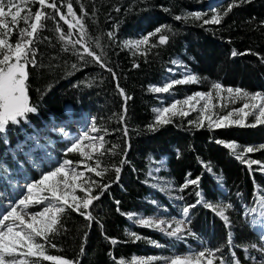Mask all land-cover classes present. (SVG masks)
I'll use <instances>...</instances> for the list:
<instances>
[{
    "label": "trees",
    "instance_id": "obj_1",
    "mask_svg": "<svg viewBox=\"0 0 264 264\" xmlns=\"http://www.w3.org/2000/svg\"><path fill=\"white\" fill-rule=\"evenodd\" d=\"M232 2L57 0L64 14L69 3L78 17L83 15L81 8L87 13L84 16V40L97 55L103 56L117 79H113L112 73L91 57L85 56L82 61L76 51L78 47L73 48L60 39L57 26L68 39L74 40L78 35L68 36V28L59 16L44 22L33 47L36 65L27 66L29 102L37 111L30 113L26 122L9 124L5 131L0 132V164L10 171L14 170L16 163L11 159L13 147L27 135H35L48 127H63L66 123H94L100 130L97 135L104 141L89 164L98 171H107H104L103 177L88 172L85 178L111 183L108 191L90 207L92 221L72 209L65 210L60 218L59 230L51 236V243L56 247L46 245V254L62 256L73 264H120V261L133 264V258L149 256L156 251L150 241L167 244L158 230L135 224V218L156 213V205L152 201L166 206L170 215H178L184 204L194 203L197 199L195 193L202 191L208 202L234 205L226 214L230 217L232 244L241 264H254L251 259H245L243 247H248V254L256 260L261 257L250 247V244L256 243V237L243 217V207L256 205V186H264V178L253 167L250 170L246 164L236 160L230 150L217 144L216 140L234 141L240 147H259L264 144V125L196 128L189 125V118L180 117L157 131L148 130V125L154 122L153 109L157 105L150 88L163 83L173 60L185 62L199 77L205 91L213 82H220L225 87L264 92V59H261L264 57V0L239 3L219 25L201 26L202 21L174 19L188 12L206 13V18H209L213 10L222 14ZM29 6L33 12L39 7L38 4ZM46 11L52 12L51 9ZM23 14L27 15L26 12ZM160 25L171 26V33H162L169 35L170 39L166 44L159 45V37L152 38L150 44L157 46L149 47L147 55L143 54V46L140 50L123 46L125 41L141 39ZM9 27L15 29L10 37L14 45L19 39V30L25 24L21 20L17 27L9 22ZM109 32L115 33L114 39L108 38ZM65 48L68 50L65 51ZM233 49L247 54L232 57ZM134 64L139 66L134 67ZM73 65L77 67L73 68ZM117 83L131 99L125 102ZM125 106V121L121 122L119 116ZM125 127L127 137L124 135ZM38 140L30 141V144ZM26 145L29 146L28 143ZM113 145L117 147L112 149ZM69 157L78 160L75 155ZM247 157L264 161V149ZM122 159L127 161L123 165L120 164ZM201 160L211 164L212 173L206 171ZM160 163L162 168L158 175L167 176L176 189L185 183L189 174L193 179L201 177L198 186L190 185L183 193L178 192V195L184 196V201L175 200L174 205L152 188L150 172ZM115 167L121 168L118 180ZM218 176L223 178L221 189L215 180ZM94 192L98 190L94 188ZM83 195L80 192L79 196ZM116 201L120 202L119 205ZM128 213L136 215L129 219ZM191 215V228L203 241L201 250L223 246V257L231 260L228 230L224 222L203 206L195 208ZM129 233H135L141 239L135 240ZM113 240L116 242L113 243ZM220 256L221 253H217L213 257V264L219 263ZM41 264L52 262L41 261Z\"/></svg>",
    "mask_w": 264,
    "mask_h": 264
},
{
    "label": "snow or ice",
    "instance_id": "obj_2",
    "mask_svg": "<svg viewBox=\"0 0 264 264\" xmlns=\"http://www.w3.org/2000/svg\"><path fill=\"white\" fill-rule=\"evenodd\" d=\"M246 2V0H233L229 3L227 8L223 10L221 14L218 11L213 10V14L210 18H206L207 14L202 12H188L184 15H177L174 17L176 21L184 20L187 22L189 19L193 21H202V25L222 23L225 16H227L234 7L239 6V3ZM21 3L25 6L21 7V4L15 2V0H0V132L6 130L9 124L19 125L21 122H26L30 113L37 111L35 106H32L29 102V96L27 93V80L29 73L27 66L29 64L36 65V57L33 51V47L36 43V38L42 29L44 22L48 19H55L59 16V19L64 21L68 25L69 33L71 30L78 28L80 33V39L72 40L66 38L62 29L57 26V32L61 33L60 39L65 40L66 44L81 45L83 52L76 50L83 61L85 56H89L94 62L99 64L102 68H107L112 73L113 79H117V75L112 71L110 67L105 63L102 55H97L96 52L87 46L84 37L86 35L84 16L87 15L81 8L82 16H77L73 10L71 3L67 5V15L62 13L58 7L57 0H21ZM38 4L39 7L33 12L27 5ZM46 9H51L49 13ZM119 11V9H117ZM26 12L27 15L23 13ZM68 16L72 17L71 22ZM10 17V23L13 26L19 25V21L23 20L25 27L19 30V39L13 45L10 42V37L15 29L9 27L7 18ZM264 23V22H262ZM172 28L170 25H160L153 31L142 36L138 40L125 41L123 46L129 49L140 50L143 46L145 48L144 55H147V49L149 47H156L157 44H150L152 38L158 36V44H166L170 37L167 34L171 33ZM108 38L114 39L115 33H107ZM99 47V44L97 45ZM65 51L68 49L65 48ZM246 52H237L233 49L231 52L232 57L237 55H244ZM261 59H264L262 57ZM172 64L176 66V69L184 68L183 78L173 79L170 82L164 83L162 87L151 86L150 90L154 93H169L171 89L176 85L198 83L199 77L196 74L188 71L187 66L179 60H173ZM134 67L139 65L134 64ZM76 68V65L72 66ZM169 69L168 71H173ZM117 88L120 95L124 97L125 102L131 97L127 95L123 88H120L117 83ZM214 93V95H213ZM226 94V95H225ZM213 99L219 102L220 108L227 107L228 104H234L236 101H245L241 107L233 108L228 111L226 115L217 114L212 110L216 107L212 103ZM203 101L202 108L199 109L200 117L197 121L189 120V125L196 128H202L207 121V127L209 129H225L232 126L237 127H255L257 125H264V92H249L241 87H225L220 82H213L208 92H196L190 96H187L183 101L176 100L168 106L163 108L154 109L156 113L154 122L148 125L149 131H157L159 128L171 124L172 118L176 116L186 117L189 115L190 110H196V106ZM184 105L188 106L189 110H184ZM127 112L126 106L122 109V114L119 116L121 122L125 121V114ZM253 116L255 122L248 123V117ZM100 130L93 125L89 131L81 132L78 138H73L70 141L69 146L65 148V155L69 153H80V156L91 160L92 152L88 151L89 147L95 148L93 141L99 139L101 147H103V137H93L90 133H96ZM67 135V133H65ZM125 137L128 136V130L124 129ZM88 141V144L84 142ZM217 144H222L229 149L234 155L235 159L243 164H246L250 170L252 165H258L259 170L264 172V163L257 160H247L246 155L264 149V144L259 147L247 146L242 151H239V145L236 142H225L222 140H216ZM117 146L113 145L112 149ZM112 149H109L111 151ZM99 151V149H95ZM126 152L127 149L125 148ZM200 160V158H197ZM83 161H78L77 164ZM127 161L122 159L120 164L123 165ZM202 166L207 172L212 173L213 168L211 164H205L200 161ZM73 161L70 159H64L58 162L57 166L52 170L45 171L38 180H33L27 183L26 192L27 195L22 196L19 199L8 198V203L3 207V211H0V264H41V261H49L52 264H73V261L68 260L62 256L48 255L46 254V245L50 244L52 248L56 245L51 243V236L54 235L62 223L61 216L66 209H72L73 211L84 216L86 220L92 221L94 218L90 207L93 206L94 201L99 200L111 187V183H100L95 180H89L85 178L83 171H77L76 167H73ZM97 167H99V161H97ZM88 172H94L95 176L103 177L104 171H98L96 168L87 167ZM115 173L117 180L119 179L121 168L115 167ZM217 183L222 185L223 178L216 177ZM201 181V177L191 178L189 174L185 183L181 185L175 191L183 193L185 189L191 186H198ZM98 192H94V188ZM77 189L84 193L83 196L76 194ZM161 191H172L173 185L168 183ZM261 189H257V193L261 192ZM47 193V195H45ZM2 195V194H0ZM197 199L194 203H186L179 212V218L173 216L171 220L157 219L155 217H143L139 216L136 219V223L140 226L153 228L164 235L174 238L180 241H186L188 237L198 238L197 234L192 230V212L195 208L203 206L206 209L211 210L215 216L219 217L225 225L227 231V243L230 249L231 260H227L222 255L223 246L216 249L205 248L204 251L190 253L187 256L181 257L174 255L172 257H147V258H133V264H152L153 261H163V264H201L205 259L206 254L208 257H216L217 253H221L219 257V264H241L239 258L236 256L234 246L232 244L233 233L231 231L232 224L230 217L226 213L233 209L232 203H212L208 202L202 191L195 193ZM239 195V193L237 194ZM172 199L176 201H184L183 195L173 196ZM256 200V206L245 209V214L250 217L247 222L248 226L258 230L260 233V244L252 243L250 247L258 250L264 255V195L254 196ZM47 202V206L43 207L41 211L31 212L30 207L33 205L42 204ZM119 205V201H116ZM154 205H157L156 201H152ZM158 206V205H157ZM119 211V208H117ZM129 219H133L136 214H126ZM135 240L141 239L135 233H129ZM113 243L116 241L113 240ZM155 246L160 247L157 242L150 241ZM84 251L82 246L81 252ZM245 252V259L253 260L256 264V258L248 254L249 248L243 249ZM30 258H35L32 260ZM120 264H124V261H120ZM206 264H213V259L208 258Z\"/></svg>",
    "mask_w": 264,
    "mask_h": 264
},
{
    "label": "rangeland",
    "instance_id": "obj_3",
    "mask_svg": "<svg viewBox=\"0 0 264 264\" xmlns=\"http://www.w3.org/2000/svg\"><path fill=\"white\" fill-rule=\"evenodd\" d=\"M16 3L21 4V7L24 8L25 6L21 3V0H15ZM5 4H7V0H5ZM28 8H30L29 5H27ZM213 14V12H212ZM211 14V15H212ZM67 15V10H66ZM211 17V16H210ZM209 17V18H210ZM10 17L7 18V21L10 22ZM69 21L73 22L72 17L68 16ZM64 22V21H63ZM65 24V23H64ZM68 28V25L65 24ZM2 31V30H0ZM68 28V32H69ZM78 35L77 38L74 40L80 39V33L78 31V28L71 30V36ZM78 47V50L80 52H83V48L81 45H75ZM180 61V60H179ZM183 62V61H182ZM186 66L188 71L192 73L188 65L183 62ZM171 69H174L173 71H168L167 77L163 80V83L161 85H158V87H162L164 83L170 82L173 79H181L183 78V72L184 68L176 69V66L173 65ZM204 85L200 82L198 83H190V84H182V85H176L174 86L169 93H154L157 105L154 109L157 108H163L165 106L170 105L176 100L183 101L187 96H190L196 92H208L203 89ZM211 86H209V89ZM214 95V93H213ZM226 95V94H225ZM245 101H236L234 104H228L225 108H220L219 102L216 99H213L212 103L216 105V107L212 110L213 112H216L217 114L226 115L228 111H231L233 108L241 107L242 104ZM203 101L199 105L196 106V110H190L189 115L184 118H189L191 121H197L200 117V111L199 109L202 108ZM184 110H189L187 105H184ZM153 109V111H154ZM67 111V109H65ZM156 113L154 112V118ZM181 116H176L174 118H180ZM255 122V119L253 116L248 117V123L252 124ZM92 125L88 122H80V123H66L63 127H48L46 130L42 131L39 130L36 132L35 135H27L23 141H20L16 143V145L13 147L14 153L12 154L11 159H13L16 163V166L14 167V170L10 171L8 168L0 164V211H3L4 205L8 203V198L12 197L13 199H19L24 195H27L26 192V185L29 182H32L33 180H38L40 176L45 171L52 170L55 168L58 164V162H61L64 159H70L73 161V167H76V170L83 171L85 175H87V167H92V164H89V161L91 160L85 159L80 156V153H69L65 155V148L69 146L70 141L73 140V138H78V135L81 132L89 131L90 127ZM205 128L207 127V121H205ZM237 127V126H232ZM67 133V135H65ZM54 134L55 136H52ZM93 137H100L97 135V133H90ZM39 138L38 141H34L30 144V141L36 140ZM26 143L29 144V146L26 145ZM85 144H88V141L84 142ZM93 144L95 148L89 147L88 151L92 152L93 155L97 154L99 151H95V149H101L100 141L99 139L93 141ZM244 147H239V151H242ZM251 154V153H250ZM69 155H75L77 157V161L71 159ZM248 155V154H247ZM246 155V159L251 161L255 159L248 158ZM78 161H83L82 163L77 164ZM259 161V160H257ZM264 163V161H261ZM157 165V164H156ZM255 171L258 172L259 175H261L264 178V172L259 170L258 165H252ZM162 168V164H158L157 166H154L151 169L150 177L151 181L150 184L153 189L160 192L164 197H166V200L173 203L175 205V200L171 197L178 196V191H175V187L173 186L172 191H161L160 189L165 188L168 183H171L169 178L165 175H158L159 171ZM216 183L217 179L215 178ZM172 184V183H171ZM218 184V183H217ZM220 189L222 188L220 184H218ZM259 189L262 191L258 193V195H264V186H259ZM80 190L77 189L76 194L80 195ZM47 195V193H45ZM158 205V206H157ZM155 211L152 216L147 217H155L157 219H168L171 220L173 217L169 214L168 208L164 205L157 204ZM47 206V202H44L42 204L33 205L30 207L29 211L31 212H38L41 211L43 207ZM182 210V208L179 210V212ZM179 212L178 215H174L177 218H179ZM135 218V224L136 223ZM246 219V218H245ZM247 221V219H246ZM139 225V224H138ZM140 226V225H139ZM160 234L166 239L165 243L160 247L155 246L152 243V246L156 248V251L149 255V256H139L135 258H147V257H172L174 255H178L181 257L187 256L190 253L194 252H200L203 251L201 248H198L196 246L195 239L192 237H188L186 241H180L176 240L174 238H170L163 233L159 231ZM255 233V232H254ZM257 235L255 234V237ZM193 244H192V243ZM158 243V242H157ZM159 244V243H158ZM160 245V244H159ZM252 251L259 253L260 252L256 249H252ZM208 258L213 259V257H208L206 254L205 259L201 262V264H206V261ZM263 261H264V255H262ZM34 259V258H30ZM214 260V259H213ZM260 261L256 260V264H259ZM152 264H163V261H153ZM219 264V263H217ZM264 264V262H263Z\"/></svg>",
    "mask_w": 264,
    "mask_h": 264
},
{
    "label": "water",
    "instance_id": "obj_4",
    "mask_svg": "<svg viewBox=\"0 0 264 264\" xmlns=\"http://www.w3.org/2000/svg\"><path fill=\"white\" fill-rule=\"evenodd\" d=\"M62 21V20H61ZM63 22V21H62ZM64 23V22H63Z\"/></svg>",
    "mask_w": 264,
    "mask_h": 264
}]
</instances>
